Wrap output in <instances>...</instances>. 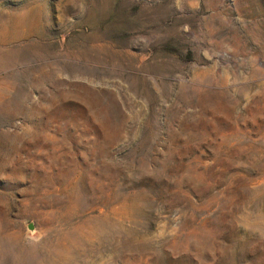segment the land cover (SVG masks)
<instances>
[{"label":"rangeland","instance_id":"374dc122","mask_svg":"<svg viewBox=\"0 0 264 264\" xmlns=\"http://www.w3.org/2000/svg\"><path fill=\"white\" fill-rule=\"evenodd\" d=\"M0 264H264V0H0Z\"/></svg>","mask_w":264,"mask_h":264}]
</instances>
